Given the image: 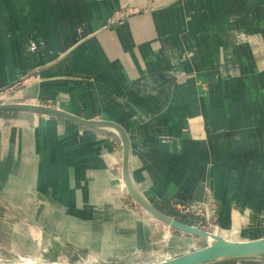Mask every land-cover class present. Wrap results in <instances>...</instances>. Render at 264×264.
<instances>
[{
  "label": "crops",
  "instance_id": "1",
  "mask_svg": "<svg viewBox=\"0 0 264 264\" xmlns=\"http://www.w3.org/2000/svg\"><path fill=\"white\" fill-rule=\"evenodd\" d=\"M20 84L9 103L51 100L123 126L133 180L152 203H203L211 186L224 229L238 221L232 202L240 224L255 225L264 175V0H0V90ZM51 119L31 129L0 117L1 198L17 209L38 191L55 206L56 225H103V239L116 241L117 226L136 225L131 209L115 206L119 137ZM80 210H107V222H83ZM192 246L191 238L170 240L180 255Z\"/></svg>",
  "mask_w": 264,
  "mask_h": 264
},
{
  "label": "rangeland",
  "instance_id": "2",
  "mask_svg": "<svg viewBox=\"0 0 264 264\" xmlns=\"http://www.w3.org/2000/svg\"><path fill=\"white\" fill-rule=\"evenodd\" d=\"M22 85L23 84L18 86L13 85L6 90H0V103H2L1 101L9 103L8 95L10 92L21 88ZM15 103H26V100L23 99L22 102L19 101ZM35 103L59 108V106L51 100L45 102L37 101ZM22 116H29V119H23L21 118ZM1 118L8 122H27L29 124L28 127L31 129L37 127L42 120L51 119V117L45 116L33 117L32 115L25 113H15V115ZM101 135L109 136L111 133H102ZM113 138V150L121 155L122 146L120 140L116 137ZM114 167L113 169L115 170L116 179L119 182L120 189V202L115 206L126 207L134 212L136 222L134 228H123L122 226V229L117 226V230L113 233L115 237L118 234L116 237L117 240L112 241L113 243L107 242L105 241L107 238L103 239V234H105L106 230L103 225H56L55 223L57 221L54 219V216H56L57 210L55 209V206L52 203H49L38 191H34V193L30 194L31 196H28L27 199L24 198L22 206L17 209L9 206V202L5 201L0 196V263L15 262L18 261L20 257L40 262L57 261L69 264L155 263L182 253L180 249L176 252L171 250L170 240L172 238L179 241L185 238H191L193 243L192 251L201 249L207 245L206 242L198 238L178 232L160 223L150 214L145 212L140 206L135 204L121 180L117 165ZM247 172L250 174L249 171H246L245 174ZM234 175L237 176V173H234ZM233 183L235 190H240V182L237 183V181H234ZM258 183L260 186H258L257 191L260 193L254 198L255 206L253 204V208H251L253 214L257 216L254 220L255 225L253 226L252 224L248 226H242L240 224V211L235 208L238 207L237 205H239V202H232L238 221L236 222L235 227L224 229L219 222V204L212 195L213 188L211 186L207 187V201L199 203L196 206L198 214L194 213L196 215H191L185 213V210H182L181 212L180 209H177V206L180 204H185L187 207L193 205L192 202L175 203L174 205H171V207L166 208L164 213L177 220L184 219L187 224L196 226L204 231L216 233L228 239L241 240L261 237L264 236V175L258 179ZM153 203L154 205H158L156 201H153ZM207 205L209 208L208 217L204 212V206ZM80 211L81 214L77 217L83 222L92 221L97 224H104L107 222L106 214L109 212L107 210ZM201 214H203V216ZM260 216H262V218H260ZM252 217H254V215H252ZM206 218H208V220ZM250 222L251 221L249 220V223ZM253 230L258 232H253ZM64 232L72 234L77 233L81 238L87 240H83L80 244H76L73 241L68 242L64 239ZM123 235L127 236V238ZM137 236L139 237L137 238ZM131 238H133V240H130ZM230 264H264V258L232 262Z\"/></svg>",
  "mask_w": 264,
  "mask_h": 264
},
{
  "label": "water",
  "instance_id": "3",
  "mask_svg": "<svg viewBox=\"0 0 264 264\" xmlns=\"http://www.w3.org/2000/svg\"><path fill=\"white\" fill-rule=\"evenodd\" d=\"M0 112L25 113L35 116H45L66 120L90 129H110L117 134L121 141L122 181L132 200L145 212L160 223L187 235L198 238L207 243L201 249L190 251L175 258L150 264H224L238 261H249L264 258V238L252 241H231L216 233L199 229L196 226L181 222L159 210L137 188L130 170L131 143L126 130L120 124L109 120L87 119L66 110L29 103L2 102ZM0 264H65L34 262L20 257L18 261Z\"/></svg>",
  "mask_w": 264,
  "mask_h": 264
},
{
  "label": "built area",
  "instance_id": "4",
  "mask_svg": "<svg viewBox=\"0 0 264 264\" xmlns=\"http://www.w3.org/2000/svg\"><path fill=\"white\" fill-rule=\"evenodd\" d=\"M1 102H3V101H1ZM205 208H204V212H205V214L207 215V217H208V215H209V208H208V205L207 206H204ZM177 209H180V211L182 212V210H185L184 212L185 213H189V214H191V215H196V214H194V213H197V208H196V206L195 205H189V206H185V204H180V205H178L177 206ZM198 214V213H197ZM202 216H203V214H201ZM207 220H208V218H206Z\"/></svg>",
  "mask_w": 264,
  "mask_h": 264
},
{
  "label": "trees",
  "instance_id": "5",
  "mask_svg": "<svg viewBox=\"0 0 264 264\" xmlns=\"http://www.w3.org/2000/svg\"><path fill=\"white\" fill-rule=\"evenodd\" d=\"M10 115H15V113H11V112H0V117H8ZM159 210L161 211H165L166 207L165 206H160V205H155ZM179 221L187 223L184 219H179ZM224 264H230V263H224Z\"/></svg>",
  "mask_w": 264,
  "mask_h": 264
},
{
  "label": "bare ground",
  "instance_id": "6",
  "mask_svg": "<svg viewBox=\"0 0 264 264\" xmlns=\"http://www.w3.org/2000/svg\"><path fill=\"white\" fill-rule=\"evenodd\" d=\"M15 94V93H14ZM199 203H193V205H195V206H197ZM27 260H29V261H34V260H31V259H28V258H26ZM34 262H37V261H34ZM49 263H58V262H49Z\"/></svg>",
  "mask_w": 264,
  "mask_h": 264
}]
</instances>
